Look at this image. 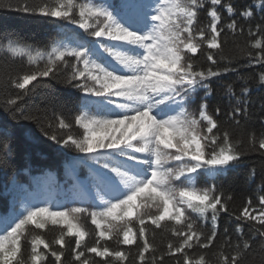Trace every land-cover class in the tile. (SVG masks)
Listing matches in <instances>:
<instances>
[{
  "label": "snow or ice",
  "instance_id": "snow-or-ice-1",
  "mask_svg": "<svg viewBox=\"0 0 264 264\" xmlns=\"http://www.w3.org/2000/svg\"><path fill=\"white\" fill-rule=\"evenodd\" d=\"M206 3L211 5L207 13L210 21L194 30L198 10ZM260 3L264 4V0ZM221 4L222 0H155V3L119 0L109 5L91 0H0V10L53 18L75 25L94 38L81 41L79 34L73 33L75 46L61 41L49 52L37 51L35 55L31 47L9 39L6 47L0 45V51L11 58L27 57V63L36 67L15 77H0V90H20L6 99L3 111L12 120L35 121L48 140L84 154L86 162L96 166L92 170L97 187L111 197L102 200L103 207L99 210L31 206L12 216L0 217V264H26L22 255L23 234L29 225L44 229L49 221L60 224L66 231L52 242L36 235L31 241V264H43L47 259L40 251L41 246L54 258L49 264H63L65 253L61 250L69 243H74L72 259L78 264H90L87 253L102 258L104 264H112L108 257L117 262L127 260L125 251H112L100 245V240L112 239L113 221L122 223L117 232L122 237L120 243L136 245L140 264H163L165 256L174 258L175 264H205L204 254L196 258L192 250L213 246L221 213H229L241 222L235 229L238 241L243 239L242 225L250 221L255 222L250 224L253 236L264 237V207L250 211L249 199L238 215L230 213L231 196L225 197L214 183L204 186L198 183L202 176L214 180L234 166L248 149L264 150V133L260 137L250 135L244 148L242 140L233 141L229 131H220L215 118L220 116V110L216 109L215 114L208 111L206 100L211 95L208 81L236 69L227 66L201 69L192 59L205 45L209 50H222L225 30L233 36L244 34L243 26L238 28L235 19L221 25L218 11ZM223 7L229 17L235 14L231 3ZM240 15L250 20L253 11L246 9ZM257 34L261 38L249 43L259 51H241L252 58L249 64L264 65V24L257 25L255 32L249 28L250 37ZM202 54L211 65L218 64V53ZM40 60L44 61L43 67L39 66ZM43 78L64 83L82 94V110L74 121L85 130L82 138L71 134L64 138L57 131L73 126L62 116H56L55 123H44L38 115L27 113L18 105V101L38 87H49ZM243 79L242 95L227 114V119L237 126L240 120L236 117L247 115L244 95L249 91L247 81L253 77ZM259 83L264 84V71L259 74ZM199 89L205 90V96L196 109L189 111L188 104ZM227 92L234 95L232 85H228ZM91 107L95 108L94 113L89 110ZM148 202H151L148 206L155 207V214L142 211ZM259 204L264 205V196L259 197ZM190 213L210 222V228H197ZM81 214L90 217L98 230L100 239L93 246L84 243L88 232L81 223ZM165 221L180 226L171 230L178 243H169L167 251L156 256L149 235L154 237L155 229L170 226L162 225ZM66 236L75 239L66 241ZM53 245H59V249ZM250 247L246 240L233 244L226 239L215 258L218 264H241ZM149 252L153 255L146 257Z\"/></svg>",
  "mask_w": 264,
  "mask_h": 264
},
{
  "label": "trees",
  "instance_id": "trees-1",
  "mask_svg": "<svg viewBox=\"0 0 264 264\" xmlns=\"http://www.w3.org/2000/svg\"><path fill=\"white\" fill-rule=\"evenodd\" d=\"M37 2H41V0H37ZM47 2H52V0H47ZM80 2H87V0H80ZM91 2L98 5H109L119 3V0H91ZM227 3H231L236 10L232 17H229L223 7ZM210 7L211 5L206 3L203 8L198 10L197 20L193 26L194 30H199L209 23L210 17L207 13ZM246 9L253 11V17L250 20H245L240 15L241 11ZM262 9H264V4L260 3V0H222V4L218 6L221 25L235 19L238 28L243 26L244 34L233 36L225 30L221 37L222 50H209L205 45L196 57H192L195 65L201 69H206L208 66H212L214 69H223L226 66L236 69L208 81L211 95L207 97L206 103L209 113L215 114L216 109L220 110V116L215 117L219 121L220 131H229L233 141L242 140L244 148L247 147L250 135L254 134L256 137H260L264 133V84L259 83V74L264 71V65L255 62L249 64V60L252 58L246 52L241 51V49L251 52L259 51L251 48L249 42L261 37L259 34L250 37L248 31L249 28H252L255 32L257 25L264 24V10ZM73 33H78V38L81 41L93 40L86 33H79L63 21L23 12L0 10V45L5 47L9 39H14L26 47H31L33 55L37 51L46 53L61 41L75 46V40L72 38ZM204 51L218 53L216 57L218 64L211 65V62H208L202 54ZM187 55L191 56L190 53ZM38 63L40 67H43V60ZM30 67L35 68L36 65H29L27 57L11 58L6 52L0 51V77H15ZM248 76H252L253 79L247 81L249 91L244 95L247 115L241 114L236 117L240 120V125L237 126L234 121L227 119V114L236 107V100L241 97L242 89L245 87L243 78ZM43 79L49 83V87H38L35 92L18 101V105L25 112L38 115L41 122L44 123L48 121L55 123L56 116H62L73 126L71 129H57V131L62 132L64 138L68 134L78 139L82 138L85 130L74 122L75 117L82 110V94L64 83ZM228 85H232L234 95L227 92ZM18 91L20 90H0V214L12 216L23 211L24 208L31 207L32 205L29 206L28 202L35 196H42L45 205L50 209L63 210L77 206L86 207L89 210L102 208L93 200L81 196L77 185H75L77 178L90 174L84 154L77 152L74 148L61 147L54 141L48 140L41 132L40 125L35 121L23 118L12 120L3 111L2 106L6 99ZM197 94L201 96L199 99L201 103L205 96V90L199 89L195 95ZM89 110L93 113L96 111L94 107ZM262 152L264 150L252 151L248 149L247 154L242 155L239 161L234 163V166L217 175L214 180L202 176L198 183L201 186L214 183L225 197L231 196L232 199L228 201L230 213L238 215L247 205L249 199L252 201L250 211L253 208L258 210L260 207H264L259 204V197L264 196V155L261 154ZM75 190L77 191L74 192ZM148 204L150 205L151 202ZM190 215L197 228L201 226L206 229L210 228V222L200 219L195 213H190ZM81 223L88 232L84 243L88 246L95 245L96 241L100 239L96 226L91 223L90 217L83 214H81ZM110 223L113 225L112 239L100 240V245H106L112 251H125L128 259L123 262H117L112 257L106 259L111 260L112 264H140L139 250L136 245L120 243L122 237L117 235V232L122 227V223L115 221ZM240 223L229 213H221L218 219V235L213 246L209 249H193L192 255L199 258L201 254H204L205 264H218L215 257L226 239H230L233 244L246 240L251 244V247L245 253L241 264H264V247H262L264 237L253 236L250 224H255V222L250 221L242 225L243 239L238 241L235 229ZM162 225L170 226L155 229L154 237L149 235L150 243L155 245L156 256L166 252L169 243L174 245L178 243V238L171 234V230L180 226L167 221L162 222ZM136 227L139 225L137 224ZM151 227L154 228V226ZM225 228L228 229L227 233H225ZM62 231H66V229L60 224L53 225L50 221L44 229H36L29 225L21 238L22 255L26 264H31V241L36 235L52 242L58 238ZM74 239V237H65L66 241H74ZM53 247L59 249V245H53ZM72 248H74V243H69L66 249L61 250L65 253L63 264H78L72 259ZM225 250L227 251V249ZM40 251L47 255L43 264H49V261L54 260L50 251L45 250L43 246ZM186 251L188 250L186 249ZM86 255L90 259V264H104V260L96 257L94 253ZM152 255V252L145 253L146 257ZM163 264H175V260L165 256Z\"/></svg>",
  "mask_w": 264,
  "mask_h": 264
},
{
  "label": "rangeland",
  "instance_id": "rangeland-1",
  "mask_svg": "<svg viewBox=\"0 0 264 264\" xmlns=\"http://www.w3.org/2000/svg\"><path fill=\"white\" fill-rule=\"evenodd\" d=\"M151 2H153V0H151ZM153 3H155V2H153ZM73 27H76V26H73ZM77 28V27H76ZM79 29V28H78ZM134 143H136V142H134ZM91 167V169H93L94 167H96L95 165H91L90 166ZM85 192H87V193H92V194H94V190H92V191H88L86 188H85ZM149 204H147L146 206H145V208L143 209L144 210V212H149V213H155L156 212V209H155V207L154 206H148Z\"/></svg>",
  "mask_w": 264,
  "mask_h": 264
}]
</instances>
